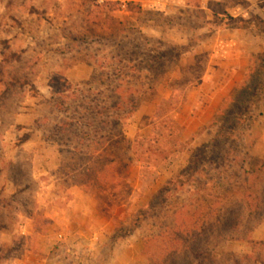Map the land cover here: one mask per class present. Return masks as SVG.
Listing matches in <instances>:
<instances>
[{
	"label": "rangeland",
	"instance_id": "rangeland-1",
	"mask_svg": "<svg viewBox=\"0 0 264 264\" xmlns=\"http://www.w3.org/2000/svg\"><path fill=\"white\" fill-rule=\"evenodd\" d=\"M169 2L0 0V264H264V9Z\"/></svg>",
	"mask_w": 264,
	"mask_h": 264
},
{
	"label": "crops",
	"instance_id": "crops-1",
	"mask_svg": "<svg viewBox=\"0 0 264 264\" xmlns=\"http://www.w3.org/2000/svg\"><path fill=\"white\" fill-rule=\"evenodd\" d=\"M143 7L155 8L156 10L167 9V3L171 0H137ZM175 1V0H174ZM184 0H176V2L182 4ZM204 6L207 7L208 1H213L216 6L220 7L222 10L228 12H235L232 14L234 17L238 15L245 16L248 11H258L264 9V0H204ZM184 5V4H182ZM244 13V14H242ZM241 32L238 30H225L221 33H215L210 36L209 39L203 42V48L208 52L209 62L207 65L206 72L215 71V73H221L229 77V79L221 83L219 91L222 92L221 96L217 101H215V108L211 107L208 114V120L211 115L217 112L221 102L227 95L228 91L243 78L246 67H247V57L251 53V47H244L241 41ZM210 44V45H208ZM258 48V45H256ZM260 49V48H259ZM200 120V118H199ZM261 140V141H260ZM264 142V133L259 139V143ZM132 260H130L131 263Z\"/></svg>",
	"mask_w": 264,
	"mask_h": 264
},
{
	"label": "trees",
	"instance_id": "trees-1",
	"mask_svg": "<svg viewBox=\"0 0 264 264\" xmlns=\"http://www.w3.org/2000/svg\"><path fill=\"white\" fill-rule=\"evenodd\" d=\"M166 55V52H162L161 53V55H159L157 58L159 59V58H162V57H164ZM242 86V85H241ZM245 86V85H244ZM241 87H239V89H240ZM248 89H251V88H253V87H251L250 86V88L249 87H247ZM229 96V100H230V98H231V95L229 94L228 95ZM252 97H255V94H253V96ZM228 98V97H227ZM227 98H225V99H223V101L221 102V105L219 106V108H218V110H217V112H216V114L215 115H213V118L211 119V123H217L221 118H224L225 116H226V114L228 113V109H229V106H228V102H230L229 100H227ZM165 102V101H164ZM232 102H233V100H232ZM249 105H251V104H249ZM249 109H250V106L248 107V106H246L244 109H243V111L246 113V112H248L249 111ZM160 110V109H159ZM235 120H241V118H234ZM222 129V128H221ZM231 131H233V129L231 130ZM137 218H139V216L137 217ZM140 222V221H139ZM138 222V223H139Z\"/></svg>",
	"mask_w": 264,
	"mask_h": 264
}]
</instances>
